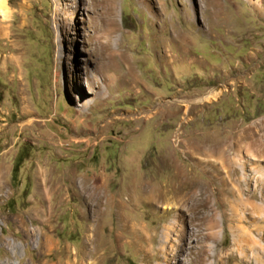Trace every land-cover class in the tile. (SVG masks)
<instances>
[{
    "label": "rangeland",
    "instance_id": "1",
    "mask_svg": "<svg viewBox=\"0 0 264 264\" xmlns=\"http://www.w3.org/2000/svg\"><path fill=\"white\" fill-rule=\"evenodd\" d=\"M4 2L0 264H264V0Z\"/></svg>",
    "mask_w": 264,
    "mask_h": 264
},
{
    "label": "bare ground",
    "instance_id": "2",
    "mask_svg": "<svg viewBox=\"0 0 264 264\" xmlns=\"http://www.w3.org/2000/svg\"><path fill=\"white\" fill-rule=\"evenodd\" d=\"M6 8L7 7L5 6L4 0H0V14H1L2 17L4 15V11H5ZM216 95H217V93H215L213 90H211V91L207 92V94H205L202 97V99L210 100L213 97H215ZM82 103L83 104H87V101L85 99H82ZM183 103H184L183 105L187 107L189 102L185 101ZM186 107H185L184 111L187 110ZM249 147L251 148V156H252L251 160L256 163V171L258 169L259 172H260L261 169L258 167V165L260 164V162L264 161V134H263V132H261L259 130L255 131V135L251 136V141L249 143ZM217 159L220 161L221 165H225L227 163L231 164V163H233V161L235 163V161H236V160H233V158L231 159L230 157H227V155L225 154V149L221 150L219 152V156L217 157ZM215 161L211 160L210 162H211L212 165H217L218 163L215 162ZM189 215H191V214H189ZM173 226L168 225V226L164 227L165 230L163 229L162 236H161V239H160V242H159L160 247L158 248V253H160L159 255H161V256L159 257L160 260L156 264H164V263H166V262H168L170 260L169 253H167L165 251V247H166L167 243L169 242L170 234H172L175 231V228ZM191 235H193L196 238V243H198V246L197 247L195 246L196 247V253L192 254V257L189 256L190 257L189 258V260H190L189 264H201V263L204 262V260L206 258L205 246L202 244V242H204V240L206 239L207 235L204 236L202 234L201 229L199 227L196 228V231H192V229L189 230L188 236H191ZM208 236L210 238L213 237L212 234H208ZM200 243H201V245H200Z\"/></svg>",
    "mask_w": 264,
    "mask_h": 264
},
{
    "label": "trees",
    "instance_id": "3",
    "mask_svg": "<svg viewBox=\"0 0 264 264\" xmlns=\"http://www.w3.org/2000/svg\"><path fill=\"white\" fill-rule=\"evenodd\" d=\"M24 156L22 154H19L14 161L13 167H12V173H11V178L12 180H16L17 178V174L19 171V167L21 165V163L23 162Z\"/></svg>",
    "mask_w": 264,
    "mask_h": 264
}]
</instances>
